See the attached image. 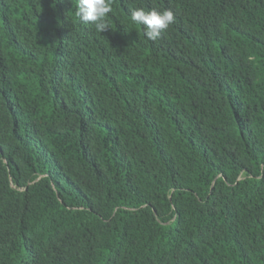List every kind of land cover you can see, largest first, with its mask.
<instances>
[{"label":"trees","instance_id":"16d2710c","mask_svg":"<svg viewBox=\"0 0 264 264\" xmlns=\"http://www.w3.org/2000/svg\"><path fill=\"white\" fill-rule=\"evenodd\" d=\"M112 6L0 0V264H264V0Z\"/></svg>","mask_w":264,"mask_h":264},{"label":"clouds","instance_id":"9594fccd","mask_svg":"<svg viewBox=\"0 0 264 264\" xmlns=\"http://www.w3.org/2000/svg\"><path fill=\"white\" fill-rule=\"evenodd\" d=\"M112 4L113 0H78L76 16L80 22L93 25L96 32L101 33L110 28L107 21L113 12ZM131 21L142 25L145 36L156 41L174 23V15L171 10L135 8L131 10Z\"/></svg>","mask_w":264,"mask_h":264}]
</instances>
